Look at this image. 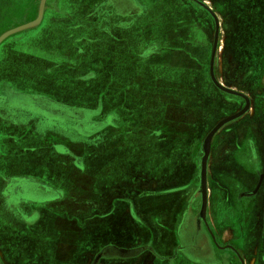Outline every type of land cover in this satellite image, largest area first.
<instances>
[{
    "label": "crops",
    "instance_id": "obj_1",
    "mask_svg": "<svg viewBox=\"0 0 264 264\" xmlns=\"http://www.w3.org/2000/svg\"><path fill=\"white\" fill-rule=\"evenodd\" d=\"M79 1L88 6L86 14H111L108 7L93 10L102 0ZM132 1L138 7L122 13L128 22L114 17L99 28L100 42L81 38L74 44L141 48L131 56L103 59L81 52L72 66L59 49L66 40L54 48L46 44L43 54L36 53L38 46L9 42L12 59L34 63L43 57L48 63L43 77L57 80L70 98L48 93L43 101L28 87L13 91V84L0 91V264H228L222 245L236 237L237 208L248 201L241 197L247 186L235 159L243 140L251 139L243 137V129L249 128L258 98L264 0ZM248 23L253 39L242 37ZM89 61L91 69L84 70ZM212 73L240 94L220 88ZM82 90H89L87 103L81 96L76 102ZM9 93L32 100L39 116L29 119L33 109L15 108ZM247 100L249 109L212 137L202 214L203 142ZM42 110L65 111L74 127L86 114L105 125L79 143L59 131L62 116ZM48 118L56 125L43 130L41 122ZM224 210L231 219H224ZM242 225L250 232L249 245H239L251 255L253 217ZM228 255L237 264L234 254Z\"/></svg>",
    "mask_w": 264,
    "mask_h": 264
},
{
    "label": "rangeland",
    "instance_id": "obj_2",
    "mask_svg": "<svg viewBox=\"0 0 264 264\" xmlns=\"http://www.w3.org/2000/svg\"><path fill=\"white\" fill-rule=\"evenodd\" d=\"M40 1L41 0H12V1L0 0V35L4 33L5 31L12 29L16 26L22 25L24 23L35 22L38 16V13H39ZM60 1L64 3H60ZM14 2H18L20 4V7L18 6L17 3L14 4ZM45 5L48 7H53L55 9L58 7H61V8L57 12L55 11L56 13L47 15L44 20L42 16L41 21L37 22L33 26L25 28L23 30L16 31L8 35L2 41V44L0 43L1 44L0 45V91L2 90V87L5 84H8L9 86L13 84L12 85L13 91L21 92L20 91L21 88L19 86L28 87V91H32L34 93L36 92L37 94H40L36 98H39L43 101L45 100L43 99L42 96L49 97V95H47L48 93H54L53 96L57 98L59 96H61L62 99L70 98V96H68L69 92L65 89V87L59 84L57 80L52 81L51 79L43 77L42 72L48 67V63H45L46 60L43 57L38 56L37 62H34V63L31 59H27V58L20 57V56L15 57L14 58L15 60L12 59L13 57L11 58L10 56L12 55L11 50H10L11 48L9 46L10 44L9 42L11 40H17V41L29 43L32 46L33 45L38 46L36 47V49L37 48L39 49V50H36L37 54L38 53L43 54L42 50L44 49L46 51L47 49V47L45 46L46 44H50L51 45L50 48H54L57 44L64 43L65 40H67L68 41L67 46L65 44V46L59 49L61 50L62 57L64 56L65 58L64 62H68L72 66L76 62L77 58L79 57V53L81 54V52H83V55L86 56L87 54L89 55L92 52L95 53L97 51V53L100 56L103 55L102 57H106L107 54L112 53V51L109 50V48L107 47H101V46L89 47V46H85V43H81L83 44V47H80L78 44L75 47L74 44H75L76 39L82 38V40H85L87 43H90V39L92 36L89 33V27H90L89 23L91 21L90 16L87 17L84 14L77 16L73 13H71V15L67 14L69 10H72L71 12H73L72 8L74 7L76 8L77 5L81 6L80 3H78V0H48L46 1ZM13 6H16V8H14L13 15H7L8 16L7 17L5 14H1L5 10ZM26 6L31 10L27 11ZM104 6L106 5L104 4ZM33 10L35 12H33ZM84 17H86L87 20L83 21ZM80 23H82L84 27H81L82 24L81 26H79ZM251 25L252 24L250 23L246 24V29L244 30L242 34L243 38L248 37V38L253 39L256 37L253 25L252 26ZM127 32H130V31H127ZM262 37H264V35ZM260 47L261 48H259V59H258V70H259L258 92L261 94L264 92V47L262 46ZM224 48L226 47H222L220 56L224 54ZM24 49H26V47H24ZM130 49L132 50L130 51V53L131 55H133V54L138 53V50H140L141 48H130ZM121 50L122 48H117L116 53H118V51H121ZM91 57L93 58V56ZM43 60H45V62ZM221 63H219V65ZM55 64L56 66H58L57 63ZM239 65H241V63ZM255 65L256 64L253 63V66ZM90 66L92 67V64H90V61H89V62H85L82 67H84L83 68L84 70H87V69H91ZM244 66H246V64H244ZM59 68L60 67H58V69ZM98 68L101 69L100 71H103L105 69V64L101 65ZM92 69L97 70V67L93 66ZM31 71L34 72L33 73L34 75L31 73ZM49 80L51 82H54L53 86H55L56 88H52V84L49 83L50 82ZM62 80L64 79L62 78ZM68 87L70 86L68 85ZM98 88L100 89L101 87L99 86ZM17 95L18 94L14 95V93L13 94L9 93L8 94L9 102L13 104L15 108H18V106L23 104V106H25L26 108L33 109V110H30L31 114L29 116V119L38 117L39 111L41 110H37V109H40V108L36 106L32 100L28 98L25 100L24 97H19ZM80 96L82 97V103L89 102L90 100L89 90H82V95H78L77 101L74 100V98L72 99L78 102L79 98H81ZM103 99H104L103 108L106 109V98H103ZM115 105L117 108L118 105L117 104ZM227 110L230 111V109H227ZM42 112L46 114L62 116L60 118V121H57L58 126L61 128L59 129V131L62 132L67 137H69L70 139H73V141H77V142L84 139L83 135L85 133L88 134L89 132H92L94 129H96L98 126L101 127L102 125H105L104 121L94 120L97 117L96 115L86 114L84 117H81L80 119L76 121L77 127L76 126L74 127L73 123H70L71 119L68 117L69 115L66 116L65 111L42 110ZM118 115L120 117H123V112L119 110ZM29 119L26 120V118L23 117L21 120L28 122ZM52 119L54 118H51V119L48 118L41 122V126L43 130L49 129L53 127L54 125H56V123H54ZM260 119H261V122L264 123V113L261 111H260ZM79 131L82 133H79ZM44 134H47V133H44ZM78 134H81V135H78Z\"/></svg>",
    "mask_w": 264,
    "mask_h": 264
},
{
    "label": "flooded vegetation",
    "instance_id": "obj_3",
    "mask_svg": "<svg viewBox=\"0 0 264 264\" xmlns=\"http://www.w3.org/2000/svg\"><path fill=\"white\" fill-rule=\"evenodd\" d=\"M12 1V0H10ZM48 1V0H47ZM80 3V1L78 0ZM60 3H64L61 2ZM104 4L106 6H104ZM86 5L76 6V8L73 9V14L79 16V15H85L87 17L90 16V27H89V33L91 36V41L93 42H100L102 39V31L99 29L100 27H105V25L111 24L114 17L119 18L121 20L124 19V21L128 20V14H122L127 9H136L138 7L137 3L132 0H102L100 2L99 6L93 7V10L101 9L102 7H108L109 11L111 12L110 15L102 16L101 14H86L84 11L86 10ZM61 7L53 8L48 7L45 5L44 11H43V20L47 15H51L56 13ZM121 9V10H119ZM35 10V8H34ZM104 10V8H103ZM14 8L7 9L1 14L7 15H13ZM56 11V12H55ZM72 10H69L67 13L68 15H71ZM116 12V13H115ZM7 13V14H6ZM115 15V16H114ZM133 16V15H131ZM8 17V16H7ZM6 17V18H7ZM85 20L86 17L83 18ZM82 21V22H83ZM128 22V21H127ZM82 23H80L79 26H81ZM81 27H84L82 24ZM81 38L76 39L75 41H79ZM110 39V36H109ZM88 41V39H87ZM68 43V41L66 40ZM105 41H102L104 43ZM66 43V44H67ZM95 47H98L94 45ZM101 47H105V45H101ZM12 49V47L10 46ZM119 48V47H118ZM122 48L121 51H118L116 53L117 48H109V50L112 51V53H109L107 55H127L131 56L129 47H120ZM95 51V50H94ZM115 52V53H114ZM122 52V53H120ZM93 53V52H92ZM96 54L97 51L95 52ZM93 53V54H95ZM98 56H100L98 54ZM103 56V55H102ZM100 56V57H102ZM103 59H106L103 57ZM259 59V57H258ZM229 64V63H228ZM232 64V63H231ZM230 64V65H231ZM264 92L259 93L258 92V98L255 102L254 109L251 113H249L250 118V125L249 128L243 129V137L247 136L249 134L251 136V139L249 140H243L242 149L237 152L236 155V164L239 167V169L242 170V183L247 186L246 189H244L241 192V197L247 198L248 201H243L244 203H239L237 211L239 217L237 218V235L233 238V240H229L227 243H223L222 247L225 249L228 253L225 256V261L228 264H231L230 254L231 252L234 254L233 261L236 260L237 264H250V262H253V264H264V123L261 122L260 119V111L264 113ZM250 106V101H249ZM249 109V108H247ZM246 112V111H245ZM252 198V200L250 199ZM226 215H224V219L226 220L231 219L232 216H230V211L224 210ZM244 216V217H243ZM253 217L254 225H253V245L254 247H250L248 255H246V252L242 251L240 247V242L244 241L246 244L249 245L247 241V235L250 233L247 229L244 230V227L242 224L245 222V220H248V218ZM244 232V235H242ZM238 246V247H237ZM237 247L238 250L234 251L233 249ZM104 252H100L93 261L96 262V259L99 260L102 257V254ZM250 255V256H249ZM228 256V258H227Z\"/></svg>",
    "mask_w": 264,
    "mask_h": 264
},
{
    "label": "water",
    "instance_id": "obj_4",
    "mask_svg": "<svg viewBox=\"0 0 264 264\" xmlns=\"http://www.w3.org/2000/svg\"><path fill=\"white\" fill-rule=\"evenodd\" d=\"M46 1L47 0H41L40 1V6H39V13H38V16L36 18V21L35 22H32V23H24L22 25H19V26H16L12 29H9L7 31H5L4 33H2L0 35V43L10 34L16 32V31H19V30H23L25 28H28V27H31L33 26L34 24H36L37 22H40L41 19H42V16H43V11H44V7H45V4H46ZM216 43H217V38L215 40V45H214V49H213V54H212V61H211V67L213 66V58H214V55H215V50H216ZM212 76H213V73H212ZM213 79L215 81V83L222 89L226 90V91H229V92H233V93H238L240 94L239 92H236L234 90H231V89H228L227 87L223 86L222 84H220L216 79L215 77L213 76ZM249 106V101L247 100V105L246 107L237 112L236 114H233L231 116H228L226 118H224L223 120H221L220 122H218L211 130L210 132L207 134L204 142H203V145H202V150H203V157L201 158V161H200V189H201V193H202V214H204V210H205V207H206V203H207V160H208V157H209V153H210V146H211V141H212V137L213 135L215 134V132L223 125L225 124L226 122H228L229 120H232L234 118H236L237 116L241 115L243 112H245L247 110Z\"/></svg>",
    "mask_w": 264,
    "mask_h": 264
}]
</instances>
